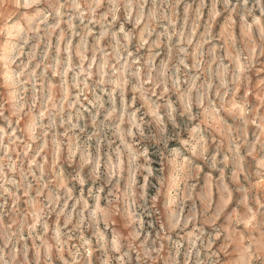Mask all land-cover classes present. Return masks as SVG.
Listing matches in <instances>:
<instances>
[{
  "label": "clouds",
  "instance_id": "1",
  "mask_svg": "<svg viewBox=\"0 0 264 264\" xmlns=\"http://www.w3.org/2000/svg\"><path fill=\"white\" fill-rule=\"evenodd\" d=\"M0 264H264V0H0Z\"/></svg>",
  "mask_w": 264,
  "mask_h": 264
}]
</instances>
